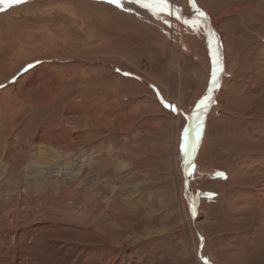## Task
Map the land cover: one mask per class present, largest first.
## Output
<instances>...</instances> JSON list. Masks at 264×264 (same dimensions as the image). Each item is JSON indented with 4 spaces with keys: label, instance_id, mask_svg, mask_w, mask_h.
I'll return each instance as SVG.
<instances>
[{
    "label": "rangeland",
    "instance_id": "374dc122",
    "mask_svg": "<svg viewBox=\"0 0 264 264\" xmlns=\"http://www.w3.org/2000/svg\"><path fill=\"white\" fill-rule=\"evenodd\" d=\"M168 2L177 16L149 20L105 0L0 6V253L264 264V0ZM193 4L222 74L191 156L214 52Z\"/></svg>",
    "mask_w": 264,
    "mask_h": 264
},
{
    "label": "bare ground",
    "instance_id": "6f19581e",
    "mask_svg": "<svg viewBox=\"0 0 264 264\" xmlns=\"http://www.w3.org/2000/svg\"><path fill=\"white\" fill-rule=\"evenodd\" d=\"M122 2L123 3H125V5H126V7L128 8V9H130V10H128V11H125V12H129V13H131V14H133V16L134 17H136V18H138V19H141V20H149L148 19V15H147V11H146V9H144V10H142L141 9V7H139V6H137V5H134V4H128L127 3V0H122ZM181 8V7H180ZM124 11V10H123ZM166 14H167V11L165 12ZM174 16H177V15H175V14H173ZM190 15V14H189ZM192 15V14H191ZM129 19V18H128ZM131 22H133V24H138V26L141 28V25H144L143 23H141V21L139 22V21H137V20H135V19H129ZM202 22H204V23H202L201 25H203L204 26V29H206L208 32H210L211 33V35L214 33L215 34V37H213V35L210 37L211 38V40H209L210 42H209V48H213V51H215L216 50V46H217V42L219 43V36L215 33V29L214 28H211V27H209L208 26V23H205L206 22V20H203L202 19ZM207 24V25H206ZM200 26V25H199ZM210 28V29H209ZM217 32V31H216ZM209 38V39H210ZM186 42V41H185ZM221 42V41H220ZM221 44V43H220ZM220 50V49H219ZM219 59H220V54H219ZM221 59H220V68H221ZM225 69V68H224ZM221 71H222V69H221ZM221 71H219L218 72V77L222 74L221 73ZM219 83V82H218ZM215 87V86H214ZM213 87V88H214ZM212 98V97H211ZM211 100H213V99H211ZM211 104V103H210ZM203 110H206V108H204ZM202 110V111H203ZM203 115V113L201 112L200 113V118H201V116ZM203 117V116H202ZM198 123H202L201 122V120H199V121H197L196 120V116L194 117V119H192V121H191V119H190V121H189V126L187 127V131L185 130V132H184V136H183V139H184V142H185V144L187 145L188 144V142L190 141V139H191V137L193 136V139H192V145L190 144L188 147H189V154L191 153V151H192V154H191V156L193 155V151H195L196 150V148H197V143H194V145H193V140L194 141H196L197 142V135H198V133H197V130H195L196 128V125L198 124ZM196 124V125H195ZM195 130V131H194ZM193 132L194 133H196L195 135L193 134ZM200 133V132H199ZM186 148L187 147H185V150H186ZM184 160H186V157L184 158ZM190 161V160H189ZM182 163V162H181ZM185 163H186V161H185ZM186 164H190V163H186ZM244 166H242L241 168L239 167L238 168V172H239V174L241 173V172H243L244 171ZM243 170V171H242ZM230 178H232V177H230ZM187 184H188V182H187ZM191 188V187H190ZM188 194V193H187ZM188 195H190V194H188ZM261 198H262V202H264V194L262 193L261 194ZM187 202H189L190 203V205H192V203L189 201V199L187 198ZM245 205V204H244ZM246 208V207H245ZM2 227V226H1ZM14 233V232H13ZM28 236V233L27 232H19L18 233V239L20 240V239H22V238H24V237H27ZM11 237V236H10ZM7 239H8V237H7ZM27 239V238H26ZM11 240V239H10ZM18 240V241H19ZM2 241H3V239H2ZM60 245H62V246H65L64 244H60ZM1 246V245H0ZM27 246V245H26ZM15 248V247H14ZM20 248V247H19ZM59 248H61L62 249V247H59ZM45 249V248H44ZM82 249V248H81ZM15 250V249H14ZM23 250H24V248H23ZM23 250H19L18 251V253L17 252H15V251H10L9 253H0V264H51V263H49V262H47V261H39V260H37L38 262H36V263H34L33 261H30L29 259L31 258V257H29V256H27V254H25L24 253V251ZM60 250V249H59ZM75 250H76V252H77V254H78V259H79V257L82 259V258H87V254L85 255V253L83 252V251H81V250H79V248H75ZM65 251V250H64ZM60 252V251H59ZM69 252V251H68ZM67 252V253H68ZM75 254V253H74ZM59 255V254H58ZM64 255V254H63ZM60 256V255H59ZM62 256V255H61ZM33 259H34V257H32ZM57 258H59V257H57ZM62 258V257H61ZM75 258V257H74ZM69 259V258H68ZM70 260V261H67L66 262V264H72V263H78V264H82V261L81 260ZM92 261V260H91ZM55 262V261H54ZM102 262V261H101ZM108 263V262H107ZM86 264V263H85ZM87 264H88V261H87ZM90 264V263H89ZM91 264H96V263H93V262H91ZM103 264H105L104 262H103ZM111 264H115V263H111Z\"/></svg>",
    "mask_w": 264,
    "mask_h": 264
},
{
    "label": "snow or ice",
    "instance_id": "6c2138e0",
    "mask_svg": "<svg viewBox=\"0 0 264 264\" xmlns=\"http://www.w3.org/2000/svg\"><path fill=\"white\" fill-rule=\"evenodd\" d=\"M27 0H0V6H7L11 7L13 5H18L22 3H26ZM106 3L110 5H115L118 9L128 11V9L125 5V3L122 2V0H105ZM128 4H138L141 8L147 9L151 11L154 15H159L160 12L168 11L170 15L179 13V9L176 8L174 11L172 10L168 0H127ZM193 8L196 9L197 12V19H207V15L205 12L201 11L199 8H196V5L193 4ZM0 10H3L2 7H0ZM181 18V17H178ZM187 22V21H185ZM195 23V21H193ZM213 37H215V34H212ZM211 43V42H210ZM213 59H212V65H213V70H212V78H211V84L212 86L208 88V95L205 96L199 103L197 104V113H196V120H200V113L204 108L208 106V102L211 101V93L213 90V87L217 85L218 83V72L221 71L220 68V59H219V43L217 42V48L216 50L212 53ZM31 67V65H29ZM125 75H128V73H125ZM166 107H169V105H165ZM173 110H175L173 108ZM196 130H197V138H199V132L202 130V124L198 123L196 125ZM187 131V130H186ZM218 175H223L222 173H219ZM209 198H211V194H208ZM205 264H208L207 261H205Z\"/></svg>",
    "mask_w": 264,
    "mask_h": 264
}]
</instances>
